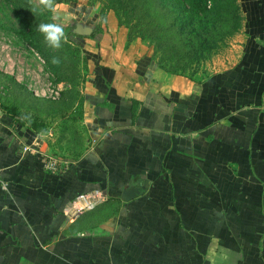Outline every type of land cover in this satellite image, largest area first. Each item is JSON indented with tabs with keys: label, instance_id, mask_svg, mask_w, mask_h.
Returning a JSON list of instances; mask_svg holds the SVG:
<instances>
[{
	"label": "crops",
	"instance_id": "obj_1",
	"mask_svg": "<svg viewBox=\"0 0 264 264\" xmlns=\"http://www.w3.org/2000/svg\"><path fill=\"white\" fill-rule=\"evenodd\" d=\"M247 11L239 59L203 79L100 38L77 151L0 110V264H264V3ZM95 188L110 200L66 222Z\"/></svg>",
	"mask_w": 264,
	"mask_h": 264
},
{
	"label": "rangeland",
	"instance_id": "obj_2",
	"mask_svg": "<svg viewBox=\"0 0 264 264\" xmlns=\"http://www.w3.org/2000/svg\"><path fill=\"white\" fill-rule=\"evenodd\" d=\"M116 1L56 0L67 42L52 49L37 31L40 23L51 22V13L33 10L29 0H0V110L20 116L30 113L28 126L67 136L63 145L77 151L84 137L78 124L82 89L94 63L90 51L96 50L100 38L111 35L114 46L127 38L126 48L133 46L137 55H150L161 69L203 79L239 59L248 5L264 3ZM77 26L92 31L81 34ZM53 57L61 63L52 64Z\"/></svg>",
	"mask_w": 264,
	"mask_h": 264
},
{
	"label": "clouds",
	"instance_id": "obj_3",
	"mask_svg": "<svg viewBox=\"0 0 264 264\" xmlns=\"http://www.w3.org/2000/svg\"><path fill=\"white\" fill-rule=\"evenodd\" d=\"M29 3L33 5V10L39 9L51 13V22L40 23L37 25V31L43 35L44 41L50 48L60 49L62 47V42H67V35L61 23L62 18L56 0H29ZM51 63L59 65L61 60L58 57H53ZM19 119L27 121L29 125L32 122L30 113L21 115ZM49 134L48 130H41L37 135L43 138ZM81 235H83V233H81Z\"/></svg>",
	"mask_w": 264,
	"mask_h": 264
},
{
	"label": "built area",
	"instance_id": "obj_4",
	"mask_svg": "<svg viewBox=\"0 0 264 264\" xmlns=\"http://www.w3.org/2000/svg\"><path fill=\"white\" fill-rule=\"evenodd\" d=\"M61 159L49 155L47 160L48 169L55 171L62 164ZM110 200V193L106 188H95L82 192L68 201L63 208L66 222L78 220L84 213L96 209L99 205Z\"/></svg>",
	"mask_w": 264,
	"mask_h": 264
},
{
	"label": "water",
	"instance_id": "obj_5",
	"mask_svg": "<svg viewBox=\"0 0 264 264\" xmlns=\"http://www.w3.org/2000/svg\"><path fill=\"white\" fill-rule=\"evenodd\" d=\"M77 31L80 32L81 34H90L92 29L89 27L82 28L81 26H77Z\"/></svg>",
	"mask_w": 264,
	"mask_h": 264
},
{
	"label": "trees",
	"instance_id": "obj_6",
	"mask_svg": "<svg viewBox=\"0 0 264 264\" xmlns=\"http://www.w3.org/2000/svg\"><path fill=\"white\" fill-rule=\"evenodd\" d=\"M113 1H115L114 3H116V4L119 3V2L116 1V0H113ZM193 1H195V2H197V3L199 4V3H201V2L204 1V0H193ZM116 4H115L114 6H116ZM116 9H117V7H116ZM48 13H49V12H48ZM13 114H15V113H13Z\"/></svg>",
	"mask_w": 264,
	"mask_h": 264
}]
</instances>
